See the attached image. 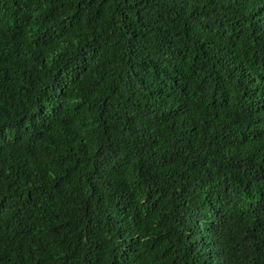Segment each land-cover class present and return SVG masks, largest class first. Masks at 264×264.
<instances>
[{
  "label": "trees",
  "instance_id": "1",
  "mask_svg": "<svg viewBox=\"0 0 264 264\" xmlns=\"http://www.w3.org/2000/svg\"><path fill=\"white\" fill-rule=\"evenodd\" d=\"M0 264H264V0H0Z\"/></svg>",
  "mask_w": 264,
  "mask_h": 264
}]
</instances>
